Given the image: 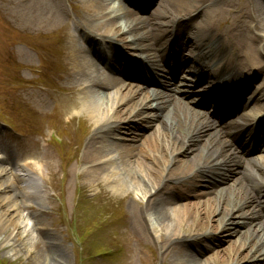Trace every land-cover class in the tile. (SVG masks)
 <instances>
[{
  "label": "rangeland",
  "instance_id": "374dc122",
  "mask_svg": "<svg viewBox=\"0 0 264 264\" xmlns=\"http://www.w3.org/2000/svg\"><path fill=\"white\" fill-rule=\"evenodd\" d=\"M154 2L148 14H138L143 19H148L145 23H150L148 28L157 19L155 11L160 0ZM113 3L112 10L116 11L117 1L113 0ZM86 8L85 0H0V86L8 83L0 88V170L6 167L10 172V168L25 163L29 169L33 167L39 170V175H31L36 181V184L33 183L35 186H32L34 189L27 188L25 191H21L24 183L18 177L12 176V179L8 173L2 178V182L10 187L9 190H3L4 186L0 189V264H35L31 260L32 257H39L41 263L37 264H49V256L43 261L45 255H40L42 249L45 250L47 246L60 248L54 256L60 264H176L172 255L161 249L165 236L159 238V235L164 234L160 225L152 219L146 220L149 228L147 233L144 223L142 230V226L133 221V204L135 203L134 209L137 211L136 202L144 203L150 194L146 193L145 189L142 191L126 184L120 175L119 152H116L114 143L128 144L127 141L119 139L129 136L125 135L128 133L127 120L119 122V133L105 131L109 137L108 142L99 140L100 148L104 146L100 155L104 157L100 161L89 165L83 161L84 148L93 134L96 121L89 115L88 109L92 111L96 108L98 103L95 101L98 97L91 94L96 99L88 109V106L80 104L79 98L84 91L79 87L82 82L76 77L71 49L73 52V47L83 45V36L78 30L90 38L94 35L92 38L97 40L98 46H104L105 43L101 40L99 31L81 26L93 18ZM199 18L198 15L193 22H197ZM116 21L120 24L121 17L118 16ZM7 25L13 30L11 37L7 36ZM137 28L132 31V35L139 32L142 25ZM22 34L31 35L39 41L36 44L38 50L19 43ZM40 35L49 36V45ZM71 35L76 37L77 42L74 45L70 43ZM118 35L123 36L121 33ZM244 37L245 33L242 32L240 38ZM125 39L116 38L114 42H130ZM50 45L51 51L46 52ZM4 67H7L9 73L3 70ZM54 70L61 73L63 71V75L53 80L51 72ZM10 75L18 76L21 82H10ZM25 82L29 84L24 85ZM130 84L134 89L141 87L137 83ZM174 93L177 99L180 98L184 102L194 99L181 92ZM135 102L136 99L130 104ZM131 105L129 110L133 106ZM190 106L200 111L195 107V101L191 102ZM74 108H79L81 115L68 119ZM108 110L107 117L111 119L112 110ZM99 120L103 121L101 118ZM212 127L217 129L220 139L228 142L227 133L223 128L215 125ZM156 130L157 121L134 131L137 133V141L130 144L138 145L144 137ZM205 140L206 135L201 143L189 142L187 148L200 147ZM193 150L188 155H193V152L199 149ZM203 153L205 154L204 151ZM226 153H232L229 144ZM151 155L147 154V160H151ZM160 157L163 155L160 154ZM166 158L168 156H165ZM175 158L181 161L187 157L178 153ZM246 158L241 157V160H238V170L244 166L247 168L253 159L257 163H264V153L250 156L247 158L249 161H246ZM109 163H116L117 167L114 164L108 166ZM155 164L160 165L156 168L157 173L164 169L159 162ZM93 166H104V170L108 172L91 176L89 169ZM261 167H264V164ZM171 168L168 167L164 173ZM24 172L19 171L17 174ZM232 172L233 170L225 176L227 181L222 180L220 186L212 184L214 188L208 187L207 190L201 180H193L191 189H181L176 194V204L183 206L190 203L197 205L199 209L210 208L212 220L224 218L229 207L218 205L216 194L213 192L220 191L221 188L226 192V189L236 185L239 173L235 172V176L229 178ZM18 203H22L19 208L16 207ZM238 212L235 211L234 214ZM261 215L264 217V213ZM230 221L231 219H227L229 229L213 232V238L207 240L209 247L199 249V260H204L203 263L206 264H264V259L256 257L237 262L228 261L226 258L215 260V256H222L224 249L238 236L233 235L235 228ZM186 224L183 222L180 230L175 229L180 237L190 228H186ZM239 226L237 232L246 228H242L241 224ZM204 231H200L196 238L207 230ZM45 237L50 239L51 244H46ZM119 247L123 249L118 252ZM249 248L247 247L243 254H246ZM207 258L208 262H205Z\"/></svg>",
  "mask_w": 264,
  "mask_h": 264
},
{
  "label": "bare ground",
  "instance_id": "6f19581e",
  "mask_svg": "<svg viewBox=\"0 0 264 264\" xmlns=\"http://www.w3.org/2000/svg\"><path fill=\"white\" fill-rule=\"evenodd\" d=\"M85 2L86 9L93 18L92 21L87 20L81 26L96 32L99 31L102 36L101 39L106 41L108 47L99 45L107 53L100 50L97 41L78 30L83 36V45L73 47V52L71 49V56L74 58L73 63L76 70L75 74L82 82L79 87L84 91L79 98L80 104L84 107L88 106V109L97 97L100 102L92 111L88 109L89 115L95 118L96 121L94 122L93 134L87 140L84 148L83 161L88 165L100 161L104 157H100L104 151V146L100 148L99 144L103 141L108 142L109 139L105 131L112 134L117 131L119 133L121 130L119 122L127 120L126 132L128 133H125V135L129 136L120 137L119 139L127 141L128 144L114 143L115 146L113 145L116 152H119L120 175L126 184L142 191L145 189V192L150 194L144 203L136 202L138 204L137 211L134 209L135 203L133 204L134 223H138L140 226L144 223V229L147 233H149V228L146 220L152 219L160 225L164 234L159 235V238L162 239L165 236L161 249H165L168 254H171L173 262L176 264H206L203 263L204 260H199V249L203 250L209 247L208 241L205 239L213 235V232L229 229L227 219H231L229 223L234 225L235 228L232 233L233 235L238 234V236L224 249L222 256H215V260L226 258L228 261L237 262L254 257L264 259V217L261 215V213H264V167H261L264 163H257L253 159L247 168H245L246 166L240 170L234 168L229 178L235 176V172L239 173L235 182L236 185L226 189V192L223 188L220 191L215 190L213 192L216 194L218 205L224 204L229 207L224 218L218 221L211 219L210 208L206 210L199 209L197 205L190 203L183 206L177 205L176 194L181 189L187 191L191 189L193 180L207 179L210 183L215 179L216 181H227L224 178L232 170L229 168L230 165L234 164V161L226 153L228 142L220 139L219 132L212 127L214 125L210 123L208 115L196 111L190 106L194 99L189 102H184L180 98L177 99L174 91L178 94L187 88L182 84H175L172 79H167L166 73L160 77L154 75L155 82L159 85V88L163 89L159 90L150 89L146 86L134 89L132 84L118 81L103 71L108 58H114L113 52L118 51L114 47L116 38H127L125 41H135L138 50L149 52L157 46L155 39L157 30L155 29L161 27L171 29L175 21V23H180L183 29H189L190 37L184 40L203 61V64H198L195 61L197 65H194V69L196 71H192L196 76V80L201 81L199 85L205 86L207 80L214 83L206 89L208 91V104H214V93L216 82L219 80L217 76L219 72L221 78L225 77L230 85L246 78L244 81L245 89L247 78L254 79L255 72L250 69L257 67L263 69L261 79L257 78V80H261V83H258L261 90L259 89L258 93L253 96L254 98L252 97V106L245 103L243 112L237 114L236 117L240 120L244 116L247 117L246 113L252 112L253 114L263 111L264 0H160L155 11L157 26L150 25L149 28L150 23L145 24L148 19L138 18L135 15L137 13L127 9L126 6H116V11L112 10L113 0H85ZM198 15L200 16L198 21L193 22V19ZM118 16L121 17L120 24L116 21ZM140 25H142L141 30L132 35V31L137 30V26ZM77 29L84 30L82 27H77ZM144 29L147 30L143 31ZM5 30L7 36H13L8 34V32L13 31L8 25ZM242 32L245 33L243 39L240 38ZM118 33L123 36L118 35ZM127 34L129 36H126ZM22 36L23 34L19 37L20 41H22ZM163 39L161 38V41ZM145 41L148 43H145ZM76 42V37L71 35L70 43L74 45ZM146 58L152 62L156 61L150 57V54H147ZM115 59L118 60L112 69L115 74L119 75V69L126 66L122 64L129 61L123 55H119ZM181 61L186 62L183 58ZM146 72L147 69L144 71V75ZM149 78L148 75L147 79ZM83 86L85 87L83 88ZM88 93L90 94L88 95ZM92 93L96 98L91 95ZM97 99L95 102H98ZM135 99L136 102L132 106L130 103ZM122 105L125 106L122 107ZM129 105L132 106L130 110ZM109 108L112 110L111 119L107 117ZM148 110L150 113H146ZM99 118L103 121H100ZM137 121L141 123V128H146L157 121V130L144 137L138 145H134L130 143L137 141L135 137L137 133L134 132L138 130L136 127ZM235 123L236 121L224 126L226 133L235 128ZM256 124L249 127V133L247 126L241 127L242 132L250 134L251 128L253 127L254 130ZM248 134H243L245 139L248 138ZM204 135H206L204 144L202 143L200 147L187 148L189 142L197 144L198 141L204 138ZM239 137H243L241 133H239ZM127 138L128 140H126ZM99 140L101 141L99 142ZM193 149H199L200 151L197 150L193 152V155H188V153L194 151ZM148 153L152 154L151 160H147ZM178 153L187 158L177 161L174 156ZM160 154L163 157H160ZM165 156H168V158L165 159ZM241 157L245 156L241 155L240 159ZM249 160L246 158V161ZM1 161L2 158L0 157ZM157 162L162 165V169L164 168L159 173L156 172V168L160 166L155 164ZM113 164L109 163L108 166ZM27 166L26 163L18 164L15 168H10V172L6 167L1 169L0 189L4 186L3 190H9L10 186L2 182V178L8 173L10 178L14 179L12 176L18 177L24 183L21 191H25L27 188L34 189L32 186H35L33 183L36 184V181L31 175H37L39 170L33 167L29 169ZM168 167L172 168L164 173V170H167ZM17 168H21L20 171H25L27 174L25 172L17 174L13 171ZM222 168L226 171H221ZM104 169V166H93L89 169V175L97 176L99 173L103 175L108 172ZM116 174L118 177L117 172ZM155 183L157 184L155 185ZM165 189H167V192H165ZM20 205L22 203H18L16 207L19 208ZM235 211H239L238 214L235 215ZM183 222L187 223L186 228H190L180 237L175 229L180 230ZM193 224L195 225L193 226ZM239 224L242 225V228L246 227L244 231L240 229L237 232V229L240 228ZM192 226L193 228H191ZM141 229L143 230V226ZM204 230L210 233L206 237L197 239L196 235ZM183 231L184 229H182ZM46 244H51L49 238H47ZM247 247H250L249 250L246 254H243ZM42 251L40 255H45L43 261L49 256L51 259L49 264H60V261H57L54 257L55 253L60 251V248L47 246ZM53 258L55 259L53 260ZM31 260L35 264L41 263L39 257H32ZM205 262H208V258L205 259Z\"/></svg>",
  "mask_w": 264,
  "mask_h": 264
},
{
  "label": "clouds",
  "instance_id": "9594fccd",
  "mask_svg": "<svg viewBox=\"0 0 264 264\" xmlns=\"http://www.w3.org/2000/svg\"><path fill=\"white\" fill-rule=\"evenodd\" d=\"M97 103H100L99 101ZM81 115V110L79 108H74L72 112L70 113V116L67 117L68 119L71 118V116H79Z\"/></svg>",
  "mask_w": 264,
  "mask_h": 264
}]
</instances>
